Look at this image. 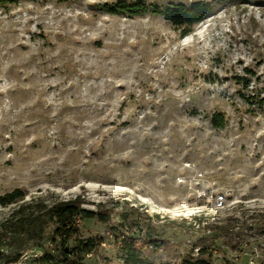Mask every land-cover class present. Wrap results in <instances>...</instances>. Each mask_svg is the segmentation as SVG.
Here are the masks:
<instances>
[{"label":"rangeland","instance_id":"obj_1","mask_svg":"<svg viewBox=\"0 0 264 264\" xmlns=\"http://www.w3.org/2000/svg\"><path fill=\"white\" fill-rule=\"evenodd\" d=\"M116 1L0 3V195L104 212L79 222L78 238L101 243L78 264H124L129 238L195 243L196 256L205 235L212 263L264 264V0H201L209 12L185 36L162 11L196 0L103 9ZM53 229L13 264L56 260Z\"/></svg>","mask_w":264,"mask_h":264},{"label":"trees","instance_id":"obj_2","mask_svg":"<svg viewBox=\"0 0 264 264\" xmlns=\"http://www.w3.org/2000/svg\"><path fill=\"white\" fill-rule=\"evenodd\" d=\"M3 1L0 0V3ZM103 9L111 14L130 15H138L147 10L153 13L161 12L155 5H147L141 1L128 3L125 0L105 4ZM209 9L208 3L196 0L190 5L172 3L162 12L172 25L181 30V35L185 36L202 20ZM210 123L214 127L222 128L225 120L221 113H213L210 116ZM24 198L25 192L19 188L0 195V207L16 204L6 217L0 219V264L19 262L26 247L41 248L44 231L49 225L54 226L51 242L58 241L59 254L56 260H53V256L45 251L37 259H33L34 261L46 264H78L83 256L91 254L99 247L100 238H78L79 222L91 218L105 222L108 217L104 212L84 208L81 206V201L76 198L61 199L51 203L33 198L23 201ZM211 227L217 230L220 225H211ZM213 239L214 237L206 235L199 239L201 245L198 246L196 256H192L195 243L187 248L184 243L172 242L169 239L147 238L142 241L137 238L121 239L117 245L118 258L124 264H154L155 259L162 258L168 261L180 258L182 264H215L209 259L214 249ZM71 240L74 244L71 248H67ZM4 248L8 251L1 250ZM184 250L185 255H183Z\"/></svg>","mask_w":264,"mask_h":264},{"label":"built area","instance_id":"obj_3","mask_svg":"<svg viewBox=\"0 0 264 264\" xmlns=\"http://www.w3.org/2000/svg\"><path fill=\"white\" fill-rule=\"evenodd\" d=\"M218 198H224V196L221 195V194H219V195L216 196L215 199H218ZM197 250H198V248L196 249V252H197ZM37 255H38L37 253H36V254H33L34 257H37ZM86 255H89V254H86ZM30 256H32V255H30ZM27 259H28V257H23V261H25V260H27ZM23 261H21V263H22ZM21 263H20V264H21ZM106 264H110V263H106Z\"/></svg>","mask_w":264,"mask_h":264}]
</instances>
